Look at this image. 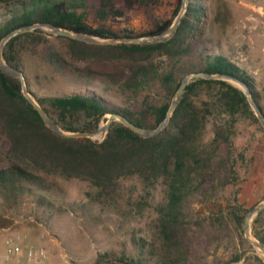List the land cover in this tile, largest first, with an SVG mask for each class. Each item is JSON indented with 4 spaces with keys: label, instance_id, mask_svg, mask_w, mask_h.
I'll return each mask as SVG.
<instances>
[{
    "label": "trees",
    "instance_id": "obj_1",
    "mask_svg": "<svg viewBox=\"0 0 264 264\" xmlns=\"http://www.w3.org/2000/svg\"><path fill=\"white\" fill-rule=\"evenodd\" d=\"M138 3H146V0H124V8L117 7L115 0H98L97 14L103 19L122 18L126 9L131 10ZM0 4H21L25 10L22 15L13 16L0 26L1 43L12 31L37 23L53 24L70 32L102 39L158 36L172 26L183 0H178L171 19L145 33L126 31L124 36L85 24V12L79 13V10L87 8V0H31L30 4L23 0H0ZM201 16L202 8L190 3L175 37L160 44L94 45L38 29L14 37L6 45L3 57L19 70V46L28 41L34 54L69 73L88 79L97 74L92 68L94 63L127 61L131 73L121 86L142 91L153 80L159 79L166 90L172 89V94L177 93L189 72L225 74L247 84L260 106L253 78L221 52H200L201 68L184 66L180 70L183 76L176 78L175 64L193 52ZM56 43L61 46H56ZM161 57L169 61L162 70L155 63ZM106 75L115 85L123 80L117 73ZM29 90L49 116L68 132H95L108 114H119L139 127L155 129L165 120L171 106L170 102L156 106L147 96L142 103L114 108L102 96L91 92L38 98ZM201 93L209 99H203ZM242 111L259 124L239 88L222 80L196 79L187 86L169 125L155 137L144 138L123 123L115 122L103 141L65 138L45 125L24 96L21 80L0 70V154L9 162L6 168L0 169V193L14 194L24 188V183L45 188L42 184L44 176L89 182L99 189L102 196L115 195L122 178L138 176L148 184L162 181L168 186V203L159 209V227L167 252L163 264H201V248L209 250L230 236L233 230L229 224L231 215L237 221L242 236L245 233V216L249 211H244L243 215L235 214L237 210H243L237 197L229 201L227 212L212 214L197 224H193L185 213L190 199L208 201L219 191L237 184L239 176L233 139L238 114ZM149 116L155 117V124H149ZM212 118L215 120L214 137L203 142V133ZM252 230L254 237L264 245V231L258 226V219L253 221ZM103 258L101 256L97 264ZM242 259L243 256H237L225 264H239ZM255 259L261 260L258 256ZM123 261L136 264L131 259ZM247 261L244 264H248Z\"/></svg>",
    "mask_w": 264,
    "mask_h": 264
},
{
    "label": "rangeland",
    "instance_id": "obj_2",
    "mask_svg": "<svg viewBox=\"0 0 264 264\" xmlns=\"http://www.w3.org/2000/svg\"><path fill=\"white\" fill-rule=\"evenodd\" d=\"M23 1L30 4L31 0ZM115 1L117 7L124 8V0ZM190 3L202 8L200 32L193 42L191 55L176 64L173 62L176 78L183 76L180 70L184 66L201 68L200 52H221L253 78L256 98L264 110V0H190ZM177 4L178 0H146L131 10L126 9L122 18L103 19L97 14L98 0H87V8L79 13L85 12V24L124 36L126 31L145 33L171 19ZM24 11L21 4H0V26ZM56 46L61 44L56 43ZM19 49V70L24 73L28 88L38 98L91 92L102 96L114 108H124L142 103L147 96L156 106L172 104L176 95L172 94V89L166 90L159 79L153 80L142 91L121 86L131 73L127 61L94 63L92 68L97 74L88 79L34 54L28 41H23ZM155 63L162 70L169 61L161 57ZM109 73H117L123 80L115 85L106 75ZM201 97L209 99L205 93H201ZM109 115L99 126L107 122ZM214 121L212 118L207 124L203 142L214 137ZM148 122L155 124V117L149 116ZM235 130L233 154L239 180L235 186L219 191L211 200L190 199L185 213L193 224L212 214L227 212L229 201L234 197L243 209L233 211L236 215H243L244 211L250 213L264 202V128L242 111L238 114ZM105 135L93 140L103 141ZM8 165V160L0 154V169ZM42 184L45 188L24 183V188L14 194L0 193V264L6 240L16 234L22 237L25 252L42 248L46 258L39 263L22 256L10 264H97L101 256L104 258L100 264H128L123 259L134 260L136 264H163L167 252L159 227V209L168 203V186L162 181L148 184L138 176L122 178L113 196H102L97 187L79 179L44 176ZM255 219L264 231V211ZM229 224L233 230L220 245L209 250L201 248V264H225L237 256H243L239 264H244L247 259L248 264H264V258L255 252L245 233L242 236L233 215ZM255 256L261 260H256Z\"/></svg>",
    "mask_w": 264,
    "mask_h": 264
},
{
    "label": "water",
    "instance_id": "obj_3",
    "mask_svg": "<svg viewBox=\"0 0 264 264\" xmlns=\"http://www.w3.org/2000/svg\"><path fill=\"white\" fill-rule=\"evenodd\" d=\"M190 0H183L182 8L174 20L172 26L163 34L158 36H149V37H131V38H111V39H102L99 37H95L86 33H75L70 32L68 30H65L63 28H60L53 24H46V23H39L34 25H28L21 28H18L11 33H9L7 36L4 37V39L0 43V70L11 77H16L21 80L23 94L27 98V100L34 106L38 114L40 115L41 119L44 121L45 125L51 129L56 134L63 136L65 138H88V139H95L101 134H107L109 132V129L111 125L115 122H121L128 128H130L133 132L139 134L140 136L144 138H151L155 137L158 134H160L170 123V120L174 114L175 109L177 108L183 93L185 92L187 86L189 83L196 79H205V80H222L229 82L239 88L245 95L249 105L255 112V115L257 119L259 120L260 124L264 128V112L256 102V100L253 97L252 91L249 88V86L242 81L231 77L229 75L225 74H210L205 72H198V73H191L187 76H185L181 82V85L172 101V104L169 108V111L167 113V116L165 120L155 129H149L145 127H139L132 123L129 119L126 117L119 115V114H110L107 122L105 124H101L97 131L92 133L87 132H68L63 130L45 111V109L39 104L37 99L31 94L27 81L25 78V75L22 71L12 67L10 64H8L4 57L3 52L6 47V45L16 36L34 32L38 29H44L48 30L54 33L55 36H62L78 41H82L88 44H94V45H104V46H110V45H119V44H160V43H166L170 41L172 38L175 37L177 34L182 18L187 12L189 8ZM262 211H264V202L257 205L254 209L250 211L248 214L246 221H245V237L247 241L254 247L255 252L264 258V245L254 237L253 230H252V222L254 218L259 215Z\"/></svg>",
    "mask_w": 264,
    "mask_h": 264
},
{
    "label": "built area",
    "instance_id": "obj_4",
    "mask_svg": "<svg viewBox=\"0 0 264 264\" xmlns=\"http://www.w3.org/2000/svg\"><path fill=\"white\" fill-rule=\"evenodd\" d=\"M22 256H25L30 262L40 263L46 258V252L42 248L35 251L30 249L25 252L22 246V237L19 234L10 236L5 242L1 264H10L18 261Z\"/></svg>",
    "mask_w": 264,
    "mask_h": 264
}]
</instances>
